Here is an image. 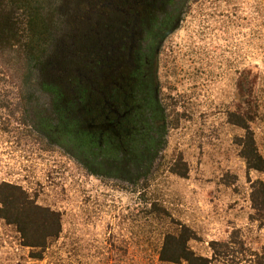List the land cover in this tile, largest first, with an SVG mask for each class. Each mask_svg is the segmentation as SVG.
Returning a JSON list of instances; mask_svg holds the SVG:
<instances>
[{
	"label": "rangeland",
	"instance_id": "374dc122",
	"mask_svg": "<svg viewBox=\"0 0 264 264\" xmlns=\"http://www.w3.org/2000/svg\"><path fill=\"white\" fill-rule=\"evenodd\" d=\"M94 1L58 0L51 7L67 6L74 20L91 22ZM158 58L162 105L168 113L176 104L185 117L178 128L168 119L166 147L139 186L92 176L65 150L39 144L16 111L18 89L0 75V182L23 187L63 219L60 239L41 260L0 219V264H172L160 260L170 227L165 217L192 227L198 237L191 248L209 259L210 244L229 241L235 230L248 247L264 248V226L250 218L251 184L264 182V174L248 172L234 130L223 123L229 106L248 108L239 83L244 71L264 89V0H192ZM260 113L255 131L264 156V96ZM182 160L187 178L171 172Z\"/></svg>",
	"mask_w": 264,
	"mask_h": 264
},
{
	"label": "trees",
	"instance_id": "16d2710c",
	"mask_svg": "<svg viewBox=\"0 0 264 264\" xmlns=\"http://www.w3.org/2000/svg\"><path fill=\"white\" fill-rule=\"evenodd\" d=\"M57 1L0 0V75L18 89L16 111L20 109L24 125L31 123L39 144L65 150L92 176L139 186L148 181L166 147L168 119L178 128L185 117L176 104L167 113L160 99L158 57L164 42L152 38L163 36L165 23L153 27L150 41L140 42L130 58L129 48L117 38L130 31L131 20L125 24L121 12L99 6L108 0L94 1L91 22L74 20L75 11L67 6L51 7ZM248 71L239 81L248 108L229 106L223 123L234 130V144L248 172L264 174L255 131L263 117L264 89ZM3 101V107L10 106L11 96ZM180 164L171 166V172L187 178L189 168L183 160ZM251 190L250 218L264 226V182H252ZM165 218L170 227L160 251L164 263L264 264V248L248 247L237 230L229 241L210 244L209 259L191 248L198 237L192 227ZM0 219L14 227L34 259H43L63 232L61 212L40 205L23 187L8 182H0Z\"/></svg>",
	"mask_w": 264,
	"mask_h": 264
},
{
	"label": "flooded vegetation",
	"instance_id": "af4514ba",
	"mask_svg": "<svg viewBox=\"0 0 264 264\" xmlns=\"http://www.w3.org/2000/svg\"><path fill=\"white\" fill-rule=\"evenodd\" d=\"M116 3L113 0H108L105 5L99 1V6L121 12L126 16L125 24L128 19L131 20L130 31L126 32L120 40L129 48V56L132 58L133 51L139 48L142 41H150V30L153 27H159L161 23L163 36L158 39L154 36V41L166 42L172 32L183 22L186 10L192 0H120ZM132 2V3H131ZM159 15V16H158ZM166 26L168 27L167 29ZM147 28V29H145Z\"/></svg>",
	"mask_w": 264,
	"mask_h": 264
}]
</instances>
